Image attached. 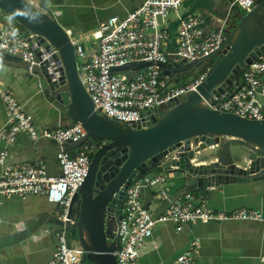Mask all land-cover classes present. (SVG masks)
Instances as JSON below:
<instances>
[{"label":"built area","instance_id":"built-area-1","mask_svg":"<svg viewBox=\"0 0 264 264\" xmlns=\"http://www.w3.org/2000/svg\"><path fill=\"white\" fill-rule=\"evenodd\" d=\"M184 1L144 0L123 19L110 17L101 22L86 37L91 50L89 56L84 40L73 38L70 31H66L74 49L80 81L98 114L142 126L153 117L159 118L168 101L186 95L202 81L208 67L184 84L173 85L162 74V65L201 60L220 48L224 34L232 23L228 21L227 14L217 26L210 28L202 16L179 11ZM256 1L231 0L229 8L236 7L245 13L254 7ZM114 20L117 22L115 27ZM29 38L32 39L33 35L23 36L17 25L0 23V53L28 63V71L33 73L34 67H39L47 56L37 58V44ZM139 63H144V66L136 68ZM128 64L130 68H121ZM262 75L264 56L245 66L240 76L243 85L225 102H216L212 108L243 118L264 119V93L256 90ZM0 104L6 117L0 129V141L5 145L0 150V205L6 197L25 199L29 195H43L48 202L57 204L60 212L58 228L54 231L56 247L48 264H81L84 251L76 239L68 237L67 227L77 220L75 211H70L69 207L73 195L87 176L93 153L104 142L89 137L75 150H67V144L84 136L85 130L80 124H59L51 130H39L34 117L4 87H0ZM20 133H26L35 142L48 139L55 143L57 174L49 173L43 160H26L16 164L6 162L7 147L15 142ZM167 185L165 174L147 173L134 177L125 189L122 216L116 227V264H135L142 244L152 235L158 222H171L178 229L194 221L242 220L264 224V214L259 210L215 211L207 205L203 196L191 191L169 200L164 213L154 218L143 203L141 192L145 188L159 187V196L167 199ZM199 247L198 239L191 240L187 248L168 264H194Z\"/></svg>","mask_w":264,"mask_h":264},{"label":"water","instance_id":"water-1","mask_svg":"<svg viewBox=\"0 0 264 264\" xmlns=\"http://www.w3.org/2000/svg\"><path fill=\"white\" fill-rule=\"evenodd\" d=\"M0 10L33 35L29 39L37 44V58L47 56L29 72L42 95L85 130L80 140L65 149L75 150L89 137L104 142L93 153L87 176L69 207L77 216L71 225L75 228L72 239L84 253L92 254L95 264H116L117 222L125 189L134 177L166 164L171 166L169 173L183 174L200 190L264 181V119L212 108L243 85L240 76L245 66L264 56V0H257L248 12L238 11L217 50L194 63L182 60L162 65V74L168 79L203 65L208 70L194 90L168 101L159 118L142 126L94 110L77 72L70 37L44 3L35 7L28 0H0ZM13 63L25 69L29 66L21 60ZM143 66L139 63L136 68ZM256 90L264 93V75ZM231 144L245 148L239 156L245 165L236 164Z\"/></svg>","mask_w":264,"mask_h":264},{"label":"crops","instance_id":"crops-1","mask_svg":"<svg viewBox=\"0 0 264 264\" xmlns=\"http://www.w3.org/2000/svg\"><path fill=\"white\" fill-rule=\"evenodd\" d=\"M143 1L32 0V5L41 7V3H44L73 38L84 40L89 56L91 50L88 49L89 42L86 40L88 34L110 17L123 19ZM224 1L227 6L219 10L215 8L211 13L201 9L198 3L194 7L202 10L201 16L208 27L212 28L217 26V20H224L227 14L230 13L235 18L238 14V9L229 8L231 0ZM233 10L235 13H232ZM0 23L16 25L1 10ZM19 30L25 37L30 34L26 29ZM16 61L18 59L0 53V87L7 88L16 97L34 117L39 130H51L59 124H72L64 113L58 111L42 95L37 81L28 69L14 64ZM5 122V112L0 104V129ZM4 147V143L0 141V150ZM7 148L8 164L43 160L49 173L59 172L55 159L57 146L48 139L35 142L26 133H20ZM230 151L232 154H244L245 148L231 144ZM234 161L237 165H245L235 159ZM170 167L165 164L148 172L167 176V199L159 196V187L145 188L141 192L142 201L154 218L164 213L169 200L186 191L203 196L207 205L215 211L255 209L264 214V181L225 183L200 190L191 186L193 182L183 174L169 173ZM59 212L60 207L48 202L43 195H29L25 199L16 196L4 198L0 205V264H48L56 247L54 231L58 228ZM72 234L68 237L72 238ZM193 239H198L200 243L194 256V264H264V224L242 220L208 223L194 221L182 225L180 229L171 222H158L153 227L152 235L142 244L140 257L135 264L171 263Z\"/></svg>","mask_w":264,"mask_h":264},{"label":"rangeland","instance_id":"rangeland-1","mask_svg":"<svg viewBox=\"0 0 264 264\" xmlns=\"http://www.w3.org/2000/svg\"><path fill=\"white\" fill-rule=\"evenodd\" d=\"M219 1H220V3H219ZM29 2L32 4V0H29ZM195 3H198L200 5L201 9H203L209 13H211L215 8L217 10H219L220 8H223L224 6H227L226 1H224V0H189V1L185 0L184 3L182 4L181 8L179 9V11L184 13V14L188 13L187 11H191V12H197V14L200 16H201V14L203 15L202 10H198L197 8L194 7ZM35 7H38V6L36 5ZM218 23H219V20H217V25H218ZM206 67H207V65H203L199 70H193V69L186 70L182 73L176 74V76L179 77L178 81L186 82L193 75H195L197 72H199L201 70H204ZM171 81H173V80H171ZM241 154L242 153H240V152H236L234 159H236L239 162H242V161H240V158H239V156ZM67 231H68V236H71V234L75 232V228L72 226H68ZM91 260H92L91 255H86L85 259L83 260V262L81 264H91Z\"/></svg>","mask_w":264,"mask_h":264},{"label":"trees","instance_id":"trees-1","mask_svg":"<svg viewBox=\"0 0 264 264\" xmlns=\"http://www.w3.org/2000/svg\"><path fill=\"white\" fill-rule=\"evenodd\" d=\"M235 9H238V8H236V7H234ZM239 10V9H238ZM7 17H9L7 14H5ZM11 19V18H10ZM12 21L14 22V23H16L13 19H12ZM6 25V24H5ZM16 25H17V27H19V28H22V29H24L23 27H21L20 25H18L17 23H16ZM170 81V83H172L173 85H182V84H184V81H176V82H172L171 80H169ZM86 255H92L91 253H83V256H82V259H81V263L83 262V260L85 259V257H86ZM91 264H95L94 262H92L91 261Z\"/></svg>","mask_w":264,"mask_h":264},{"label":"flooded vegetation","instance_id":"flooded-vegetation-1","mask_svg":"<svg viewBox=\"0 0 264 264\" xmlns=\"http://www.w3.org/2000/svg\"><path fill=\"white\" fill-rule=\"evenodd\" d=\"M239 10H240V9H239ZM232 13H235L234 10H233ZM234 18H235V17L232 16V15H230V13L228 14V21H229L230 23H233V22L235 21ZM169 80H173L172 82H176V81L179 80V77L175 75L172 79H169Z\"/></svg>","mask_w":264,"mask_h":264},{"label":"bare ground","instance_id":"bare-ground-1","mask_svg":"<svg viewBox=\"0 0 264 264\" xmlns=\"http://www.w3.org/2000/svg\"><path fill=\"white\" fill-rule=\"evenodd\" d=\"M116 23H117L116 20H114V21H113V26H114V27L116 26Z\"/></svg>","mask_w":264,"mask_h":264}]
</instances>
